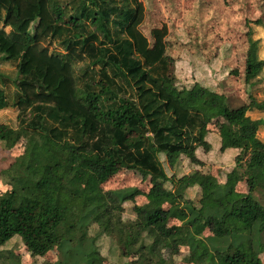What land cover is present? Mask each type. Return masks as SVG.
I'll list each match as a JSON object with an SVG mask.
<instances>
[{"label":"trees","instance_id":"16d2710c","mask_svg":"<svg viewBox=\"0 0 264 264\" xmlns=\"http://www.w3.org/2000/svg\"><path fill=\"white\" fill-rule=\"evenodd\" d=\"M146 18L143 0H0V63L16 69L0 71V111L18 112L16 128L0 123V141L23 147L0 172V264H24L2 249L15 237L41 258L31 264H264V119L249 115L264 112L253 93L260 42L249 30V104L209 92L186 107L168 90V26L145 34ZM211 134L222 154L235 152L225 183L199 156ZM183 160L190 173L169 176ZM123 171L149 191L105 190ZM104 238L116 262L101 253Z\"/></svg>","mask_w":264,"mask_h":264},{"label":"rangeland","instance_id":"374dc122","mask_svg":"<svg viewBox=\"0 0 264 264\" xmlns=\"http://www.w3.org/2000/svg\"><path fill=\"white\" fill-rule=\"evenodd\" d=\"M143 1L147 9L146 22L141 28L143 33L148 34L150 29L160 28L164 23L168 26V55L174 58V82L167 87L184 106L194 105L196 101L204 99L209 92L225 95L233 108L249 104L245 83L247 33L252 30L253 38L259 40V57L264 60V26L257 25L260 21L264 23V0ZM0 71L12 77L16 73L14 65L8 63H0ZM253 91L259 100H264V71L258 78ZM17 114L16 109L0 111V123L16 128ZM249 115L253 119H264V112L254 111ZM212 126L214 128L215 125L212 124ZM210 137L212 151L204 154L201 150L199 156L207 161V165H212V174L215 179L225 183L227 173L233 168L235 152L222 154L217 140L219 136L211 134ZM259 137L264 141V123L260 126ZM22 149L21 143L8 148L4 142L0 141V172L14 162L15 157L22 153ZM190 171L186 160H183L176 170L167 166L169 176L181 177ZM150 187L149 180H143L138 173L123 171L111 179L104 189L138 188L148 192ZM238 190L246 193L248 188L242 182ZM8 191L9 187L0 178V193L5 195ZM187 196L197 201L199 193L197 190H189ZM136 202L143 204L146 199L137 197ZM132 207L130 203L125 204L124 219L134 217ZM99 247L101 253L110 261H117L114 245L108 239L100 240ZM2 249L12 251L24 264H31L36 259L41 261V258H34L17 237ZM181 251L182 260H187L189 257L187 249L182 248ZM165 254L168 255V251H165ZM48 258L53 262L56 260V254L52 253ZM262 260L264 261V254ZM178 264L187 263L179 260Z\"/></svg>","mask_w":264,"mask_h":264},{"label":"crops","instance_id":"0c3cea01","mask_svg":"<svg viewBox=\"0 0 264 264\" xmlns=\"http://www.w3.org/2000/svg\"><path fill=\"white\" fill-rule=\"evenodd\" d=\"M216 135V134H215Z\"/></svg>","mask_w":264,"mask_h":264}]
</instances>
